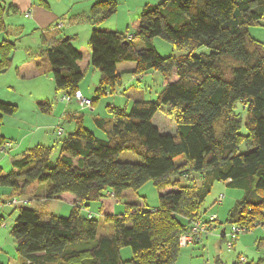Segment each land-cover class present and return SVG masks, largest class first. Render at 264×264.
I'll return each mask as SVG.
<instances>
[{
  "label": "trees",
  "instance_id": "1",
  "mask_svg": "<svg viewBox=\"0 0 264 264\" xmlns=\"http://www.w3.org/2000/svg\"><path fill=\"white\" fill-rule=\"evenodd\" d=\"M2 3L0 32L6 31ZM116 12V3L100 0L91 16L103 20ZM61 28L42 30L48 47L38 66L51 71L56 94L73 95L85 78L83 55L75 37L62 35ZM252 28L264 29V0H161L144 6L134 34L92 29L90 64L101 74L94 103L120 90L123 72L117 66L123 62H135L127 70L135 77L159 71L164 87L155 100L134 97L130 111L108 104L110 117L94 118L104 137L79 122L61 138L56 160L53 146L37 143L13 158L9 173L0 169V187H11L20 198L34 183L45 185L46 200L63 193L76 198L67 216H44L26 203L17 205L10 233L21 264H175L181 235L198 220L207 224L205 235L218 221L204 220L202 210L216 182L242 191L221 239L227 243L233 226L243 232L264 228V40L254 37ZM156 37L187 53L162 56ZM202 46L210 51L197 54ZM14 49L11 42L0 44V75L11 68ZM238 103L246 110L244 119L235 111ZM51 107L39 104L43 112ZM17 111L16 104L0 100V122ZM158 111L174 118L175 133L155 125ZM8 142L0 130V148ZM125 151L140 161L120 160ZM147 182L159 189L156 207L127 201L122 213L103 214L102 220L89 208ZM102 221L112 232L98 235ZM259 244L264 247V237ZM124 247L132 250L126 260ZM240 258L233 264H264Z\"/></svg>",
  "mask_w": 264,
  "mask_h": 264
},
{
  "label": "rangeland",
  "instance_id": "2",
  "mask_svg": "<svg viewBox=\"0 0 264 264\" xmlns=\"http://www.w3.org/2000/svg\"><path fill=\"white\" fill-rule=\"evenodd\" d=\"M97 1L100 0H30V4L27 8L21 6L18 8L15 7L16 5L12 2L2 0V4L5 6L4 23L6 31L0 32V44L4 41H8L15 45V49L11 51L10 54L13 60L11 68L0 75V100L16 104L18 106V111L13 115H3L4 122L3 120L0 122V130L2 135L6 134L5 136L8 141L15 144L14 148H17L16 146L18 144L19 146L22 144L20 151H25L37 140L44 144L45 142H42L41 139L43 134L46 133L49 139V142L46 143L54 147L52 159L56 160L60 156L61 138L67 134L59 135L57 131H55L56 129L53 130L54 126L48 128L45 124H41L42 128L38 129L40 127L36 124V121L41 120V115L44 116L45 123H47L49 120H52L57 113L55 112L51 115L47 112H43L39 108V105L35 106V98L40 96L45 97L54 107H56L60 100L59 95L56 94L55 84L50 70L35 78L29 76V72L26 71L27 68L23 70L24 66L29 65V61L33 62L35 60L44 64L41 60V58H43L42 52L48 47L47 44H43L41 40L42 26H39L34 18L36 6L39 7L40 11L43 10L45 14H50L49 16L54 17L49 23L51 28L56 27L58 23H63L61 34L74 36L75 39L73 40V44L75 47L85 54L87 51L91 54L89 41L93 28L134 34L137 31L139 17L144 6L147 4H157L161 0H105L116 3L117 12L113 16L103 20L91 16L92 6ZM26 13H29V15L26 16ZM252 33L264 40L263 28H252ZM154 44L157 51L162 56L187 53L186 50L179 51L175 49L171 43L159 37L154 39ZM209 51L210 49L207 46H202L196 53H208ZM95 69L96 68L92 65L89 70H86L85 67L86 76L80 86H83L84 91L88 95L97 96L96 88L99 82L93 81V70ZM96 70L100 74V71L98 69ZM121 75V90L125 89L126 94L123 92H116L114 95L108 93L109 95L106 98H104L105 96H99V100L95 103V106L99 103L98 112L102 116L110 117V113L107 112L108 103L114 101L116 104L130 111L134 97L142 95L146 100H155L158 93L164 87L165 78L159 71L150 70L138 77L125 72L121 73ZM81 109L83 110V108ZM235 111L239 113L242 119L245 118L246 110L241 103L237 104ZM84 115L85 118H87V127L93 128L94 130L92 131H95L98 136L104 137L103 132L95 129L94 124L89 122L92 121L91 111L85 110ZM28 119L33 121L30 123V126L24 123L25 121L27 122ZM153 120L161 131L167 133L176 132L174 118L166 115L163 111H158ZM18 124L21 127L20 130L26 131L27 133L25 141H23L24 138L22 139L18 134ZM64 127L66 129L68 126L64 125ZM244 131H246L245 128H243L242 132ZM34 138L35 141L30 144V141ZM119 159L125 161H140L138 155L132 151L123 152ZM4 167L7 169V164H5ZM33 190L34 186L33 188H29L27 192L32 193ZM13 192L14 190L11 187H0V198L10 199H6V201L3 202L5 207L2 208L3 211L0 210V213L4 214L6 221L10 223H8L10 229L18 215L19 209L16 208L17 205L27 203V201L24 202L19 195ZM159 193V189L155 187L152 182H147L137 191H126L121 199H114L110 196L105 197L103 199L105 205L104 211L106 214L122 213L125 210V202H139L142 196L146 198L149 207H156L159 204ZM222 194L225 196L222 202H219L218 198ZM241 196V190L228 187L224 182H216L212 191L206 197L202 210L207 216L214 213L217 214L218 221L216 222V231H214V234L218 240L221 239L220 233L222 229L225 228L227 231L229 230V226L227 228L225 226L227 214ZM14 200H16V202H13ZM27 204L39 210L43 215L49 214L50 211L62 216L70 214L69 207L58 200L47 204L40 203V205L34 204L31 201ZM91 205L90 209L96 213V218L102 220V216H100L99 209L97 208L99 204L92 202ZM206 219H208V217ZM112 229L113 227L110 223L102 221L99 226L98 235L110 233ZM10 236L12 244L15 243L11 233ZM263 237L264 228L262 226H256L251 231L240 233L235 240V247L233 249H228L225 240V244L221 241L220 248L218 246L216 247L213 240L210 241L208 247L200 243L196 245L190 244L188 247L181 248V252L175 264H233L240 255L245 257L247 262L264 259V247L259 244V240ZM233 245L234 244H232V247ZM121 255L124 260L129 259L132 256L131 248L124 247L121 250Z\"/></svg>",
  "mask_w": 264,
  "mask_h": 264
},
{
  "label": "crops",
  "instance_id": "3",
  "mask_svg": "<svg viewBox=\"0 0 264 264\" xmlns=\"http://www.w3.org/2000/svg\"><path fill=\"white\" fill-rule=\"evenodd\" d=\"M4 1L12 2L13 4L16 5V6L15 5H13V6L18 7V8L20 6L23 7V8H25V7L27 8V6L30 4V0H4ZM49 15L50 14H45V12L43 10L40 11L39 7L36 6V9L34 11V18H35V21L37 22V24L39 26H42L41 30H43V29L47 28L48 26H50L49 23L51 22V20L54 17H51ZM254 37L260 39V37H258V36L254 35ZM81 52H82L83 57H82L81 61L79 62V64H80L81 68L84 71H85V67H86V70H89L90 66H91V64H90L91 54H90L89 51H87L86 54L83 51H81ZM38 63L39 62L35 61V60L33 62L29 61V65L24 66L23 70L27 68L26 71L29 72V76L30 77H34L35 78L37 76H41L43 74V72H42L43 70H42V67L38 66ZM134 66H135V62H128V63L123 62V63L118 64L117 69H118L119 72L129 73V72H127V70L133 68ZM85 76H86V73H85ZM100 80H101V74H99L96 69L93 70V81H95V82L97 81V82L100 83ZM80 89L85 95H87L89 97H92V98H95L94 95H88L84 91L83 86H80ZM117 92H121V88ZM63 95H64L63 93H61L59 95L60 100H59V103L56 105V107H54V105L51 103L52 107H51L50 111L47 112L48 114H51V115H53V113H55V112L57 114L54 116V118L52 120H49L50 123L49 122L45 123V118H44L43 115H41V120L40 121H36L37 126L40 127L38 129L42 128L41 124H45L46 127H48V128L50 126H52V127L54 126L53 130L56 129L55 131H57V129L59 127H61V126L65 129V127H64V125H65V126H68L64 130V134H65V133L74 131L79 122L83 123L87 127V121H86L87 118H85V115H84V111L87 110V109H83L82 110L80 105L78 104V102H76V100H71L70 102H66L65 103V101L61 99V97ZM108 95H109L108 93L106 95H104L105 96L104 98L108 97ZM110 95H114V94H110ZM110 97H115V96H110ZM117 97H118V95H117ZM44 98L45 97H41V96L40 97H36L35 98V106L39 105L40 103H48L47 99L46 98L44 99ZM98 104L99 103H97L96 106H95V103H94V107L95 108H94L93 111H91L92 121H89V122H92L94 124L95 129H97V127L95 125V122H94V118L96 116L97 117L108 118V117L100 115V113L98 112ZM108 104L120 106L119 104H116L114 101L112 103H108ZM3 122H4V118H3ZM31 122H33V121L31 119L30 120L28 119L27 122L25 121L24 123L26 125L30 126ZM153 122H154V120H153ZM17 126H19V124ZM20 128L21 127L19 126V128H18L19 129V133L18 134L22 137V139L24 138L23 141H25V136L27 135V133H26V131H21ZM88 128L91 129V130H94L91 127H88ZM13 136H16V135H13ZM48 140H49L48 139V134L44 133L41 141L45 142L44 143L45 145H48V143H46V142H49ZM34 141H35V138L32 141H30V144H32ZM8 143H10V142H8ZM37 143H41V142H39L37 140L30 147L36 145ZM21 145L22 144H20V146H19V144H18L16 146L17 148H14L15 144H13V142H12V143H10V146L4 147V148H0V169L2 170V173H1L2 175H6L7 173H9L13 169V167H12L13 158L19 156L23 152V150L20 151ZM5 164H7V169H5V167H4ZM5 170H8V171H5ZM33 186H34V190H33L32 193H30V192L28 193L27 192L26 194H24V196L21 197V198H24L23 199L24 202L27 201V203L28 202L30 203V201H31L34 204L40 205V203L47 204V203H51L53 201H57L58 200V201H62L63 203H65L69 207V209L71 210L72 206L74 205V203L76 201L75 196L73 194H71V193H63V194L59 195L57 198H54V199H51V200H46V198L43 197L44 190H42V188H44L45 185L44 184L34 183V184L31 185L30 188H33ZM169 189L170 188H168L167 190H169ZM222 195H224V194H222ZM13 198H15V197H13ZM6 199L5 198L4 199L0 198V210H2V211H3L2 208L5 207L4 206L5 204L3 202L6 201ZM7 200H10V199L8 198ZM144 201H146V198L142 196L141 200L138 203L143 204ZM96 203L99 204V206L97 207L99 209V214L101 216H103V214H106L105 211H104V209H105L104 208L105 207L104 201L101 200V201L96 202ZM91 206L92 205H90L89 208H91ZM51 213H54V212L50 211L49 214H51ZM54 214H57V213H54ZM47 215L48 214H45L44 216H47ZM211 215L217 216V214H215V213L211 214ZM211 215L207 216L206 213H205L204 216H203V219L204 220H209V217ZM207 217H208V219H206ZM216 218H218V217H216ZM8 223L9 222L6 221L4 214L0 213V264H21V257L19 256V254H18V252L16 250V245H15V243L12 244V241H11V236H10L11 229L8 227ZM214 231H216V222L212 224V227H210L209 232L207 234L203 235L200 240L196 241L194 243V245L200 243V244L206 245L208 247V245L210 244V241L213 240L215 245H216V247L218 246L220 248L221 241L223 242V244H225L224 243L225 239L218 240V238H216V236L214 234ZM223 231H224V229H222L221 233ZM225 231H226V229H225ZM221 233H220V237H221ZM217 237H218V234H217ZM188 246H190V245H188ZM188 246H185V247H188ZM234 247H235V242H234L233 247L232 248L228 247V249H233Z\"/></svg>",
  "mask_w": 264,
  "mask_h": 264
},
{
  "label": "built area",
  "instance_id": "4",
  "mask_svg": "<svg viewBox=\"0 0 264 264\" xmlns=\"http://www.w3.org/2000/svg\"><path fill=\"white\" fill-rule=\"evenodd\" d=\"M29 13H26V16H28ZM63 26V23H58L56 28H61ZM129 37H132V35H130ZM62 100L66 101V102H70L71 100H76V102H78V104L80 105L81 108L83 109H87L90 111L94 110V101L92 97L86 96L81 90H77L75 92V94L70 95V94H64L61 97ZM57 133L59 135H63L64 134V129L62 127H59L57 129ZM10 146V143H6L3 147H7ZM224 198V195H220L219 197V201H221ZM16 200H14L13 202H15ZM216 218L215 215H211L210 219H214ZM207 229V224L203 221V220H198L193 224V227L190 231L185 232L181 235L180 237V245L181 247H185L188 246L190 244H194L196 241L200 240L202 238V236L204 235L203 233L206 232ZM243 232V228L238 227V226H233L231 228V232L227 239V245L228 247H232L233 241L234 239H237L238 235L240 233ZM240 261L243 262L245 261V257L241 256Z\"/></svg>",
  "mask_w": 264,
  "mask_h": 264
}]
</instances>
